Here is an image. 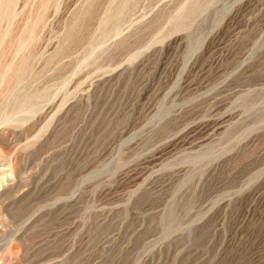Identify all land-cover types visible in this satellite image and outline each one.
I'll return each instance as SVG.
<instances>
[{"label": "rangeland", "instance_id": "rangeland-1", "mask_svg": "<svg viewBox=\"0 0 264 264\" xmlns=\"http://www.w3.org/2000/svg\"><path fill=\"white\" fill-rule=\"evenodd\" d=\"M193 1L0 0V264H264V0Z\"/></svg>", "mask_w": 264, "mask_h": 264}, {"label": "bare ground", "instance_id": "bare-ground-1", "mask_svg": "<svg viewBox=\"0 0 264 264\" xmlns=\"http://www.w3.org/2000/svg\"><path fill=\"white\" fill-rule=\"evenodd\" d=\"M203 1V2H202ZM201 2H190V3H188V4H186L185 6H184V13H192V12H195L197 9H199V7L202 5V4H209V3H211L213 0H202ZM184 5V4H183ZM202 7V6H201ZM226 8V5L225 6H223L220 10H218L217 11V13H216V15H215V18H214V21L216 20V19H218L220 16H221V14H222V12L224 11V9ZM117 10V9H116ZM182 16H185L184 14L182 15ZM182 16H180L179 18H177V20L175 21V23H174V25L176 26V27H178V26H180V25H182V23H183V18H181ZM184 20H186V17H185V19ZM186 22V21H185ZM186 24V23H185ZM173 25V24H172ZM173 28V27H172ZM188 40H189V42H188V46H187V48H186V51H185V55H184V58H187L192 52H194V50H196L197 48H198V46H199V44H200V42H201V40H202V34L201 33H195V34H193V35H191L189 38H188ZM187 100V99H186ZM164 103V102H163ZM173 103V102H172ZM166 104V103H165ZM172 105H173V107H174V104H170V103H168L167 105H165L163 108H164V113H166L165 112V110H168V109H170L171 107H172ZM161 107V106H160ZM172 107V108H173ZM163 110V109H162ZM172 110V109H171ZM161 111V110H160ZM162 112V111H161ZM161 114V113H160ZM259 115L261 116V117H264V110H261V113H259ZM225 133H224V136L225 137H230V136H232L233 135V128L232 129H227L226 131H224ZM223 134V133H222ZM215 152V148H214V145L213 144H209L205 149H203V150H199V151H197L196 152V154L194 155V158L195 159H203V158H206V157H209L210 155H212L213 153ZM25 174V173H24ZM42 180V179H41ZM5 181V180H4ZM8 181V180H7ZM7 184V183H6ZM10 185V184H9ZM76 203V202H75ZM77 204V203H76ZM69 219V218H68ZM68 228H69V226H68ZM116 236V235H115ZM110 242V241H109ZM53 254V253H52ZM44 255V254H43ZM48 255V254H47ZM46 256V255H45ZM53 256V255H52ZM48 257V256H47ZM39 259V258H38ZM44 259H46V258H44ZM44 259H42V261L44 260ZM49 259V258H48ZM47 259V260H48Z\"/></svg>", "mask_w": 264, "mask_h": 264}]
</instances>
